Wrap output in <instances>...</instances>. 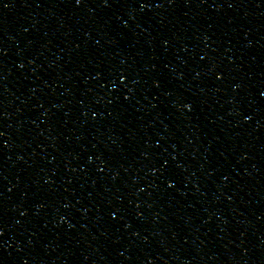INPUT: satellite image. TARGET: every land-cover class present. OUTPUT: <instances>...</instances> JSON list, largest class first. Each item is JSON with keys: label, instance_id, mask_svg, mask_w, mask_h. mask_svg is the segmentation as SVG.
<instances>
[{"label": "water", "instance_id": "obj_1", "mask_svg": "<svg viewBox=\"0 0 264 264\" xmlns=\"http://www.w3.org/2000/svg\"><path fill=\"white\" fill-rule=\"evenodd\" d=\"M0 264H264V0H0Z\"/></svg>", "mask_w": 264, "mask_h": 264}]
</instances>
